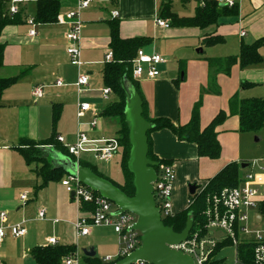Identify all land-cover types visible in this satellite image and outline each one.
<instances>
[{
	"label": "crops",
	"instance_id": "obj_1",
	"mask_svg": "<svg viewBox=\"0 0 264 264\" xmlns=\"http://www.w3.org/2000/svg\"><path fill=\"white\" fill-rule=\"evenodd\" d=\"M0 1L3 3V12L8 16L11 0ZM37 1L20 0L17 4L19 8L17 24L4 27L0 33V46L4 47L0 78L9 79L24 73L3 92L0 100V213L6 214L5 222L0 225L3 227L20 225L26 231L22 238H14L8 231L6 232L0 247V264H37L31 257L34 248L73 246L61 245L59 225L73 227L77 220L87 218L90 213L89 210L82 211L81 205L66 193L61 186L65 179L49 182L44 188L38 189L42 183L37 174L40 164H34V167L33 164L27 165L16 148H26L28 141L40 145L49 138L52 133L53 104L61 105V115L55 133L57 138L63 139V145L73 144L79 132L84 133L90 140L117 138L120 126L116 129L110 123L111 118H104L101 115L109 104L99 105V101H102L101 90L106 88L102 80V70L107 63L105 57L111 53L108 22L119 23V36L122 39L149 38L150 44L140 50L147 55L157 54L165 60L158 66L159 76L154 79H140L138 89L150 118L168 119L176 126H183L189 122L191 110L199 100L201 90L208 88V60L236 56L241 43L251 44L260 39L264 40V0H235L238 13L236 18L220 19L217 24L205 29L171 27L167 18L161 20L169 27L161 28L156 25V21L160 20V9L165 4L171 5L173 15L179 18H192L196 9L203 7L205 2L210 0H194L192 11L188 15L174 12L173 0L162 2L92 0L90 7L82 13L80 50L83 66L80 70L76 69L77 78L79 73L86 74L89 85L82 92L85 99L78 96L76 102L63 90L65 84L69 85L64 78V71L70 65L66 55L67 42L64 38L68 26L60 20L66 13L75 9L77 0H56L59 3V10L55 22L37 24L33 28L35 35L29 36L32 27L26 21L34 19ZM184 1L190 4V0ZM112 12L118 13L116 19L111 18ZM241 33L245 35L241 37ZM205 36H220L224 43L205 47L202 44ZM259 51L262 58L260 64L245 69L235 65L229 75H216L217 92L202 96L199 111L202 128L206 127L220 111L228 112L229 100L235 95L241 99H264V45ZM57 80L62 81L61 87L56 86ZM97 80H101L102 88H95L94 83ZM242 83L251 86L243 89ZM37 86L43 91L41 99H35L31 95ZM111 96H114L113 93ZM79 101L91 104L92 111L78 120L76 109ZM93 120H96V125L90 128L89 124ZM238 130L237 117H229L218 127L221 153L216 160L198 158L193 144L178 141L167 130L150 134L152 153L158 159L169 162L174 172L175 179L170 199L173 215L187 209L188 186L196 184L204 187L208 180L229 164H246V168H241V176L251 171L259 172V167L264 170V156L253 160L257 161V164L252 167L250 166L253 162L247 163L248 151L244 145L247 139L243 138V135L249 133L242 134ZM66 139L69 142L66 143ZM118 153L120 163L121 151ZM115 156L108 163H99L106 165L105 169L112 172L114 165L111 164ZM91 157L89 159H92ZM83 158L82 155L79 162L87 163ZM49 161L53 164L52 160ZM95 164L93 167L98 172L97 165L100 164ZM101 175L112 181L110 175L103 173ZM64 176L67 177L66 174ZM115 184L120 185L116 182ZM260 189L261 195L264 193V187ZM22 196H26L25 202L21 200ZM40 209L46 210L44 220L37 218ZM255 214L259 215L257 212ZM95 229H98L101 235L97 232L94 234L92 231ZM49 238H55L57 244L48 245ZM77 239L87 240L86 244L99 243L103 256L111 258L117 256V238L109 228H93L87 237ZM75 248L78 253L76 246ZM94 250L97 252L96 247ZM79 255L80 264H85L83 254ZM94 257L96 258V253Z\"/></svg>",
	"mask_w": 264,
	"mask_h": 264
},
{
	"label": "trees",
	"instance_id": "obj_2",
	"mask_svg": "<svg viewBox=\"0 0 264 264\" xmlns=\"http://www.w3.org/2000/svg\"><path fill=\"white\" fill-rule=\"evenodd\" d=\"M59 10V3L56 0H38L36 4V12L34 21L36 24H53ZM238 15L236 7L228 9L220 7L212 1H206L203 7H198L192 18H179L171 13V5L165 4L160 9L159 18H167L170 20V26L175 28H199L205 29L211 25L217 24L220 19L236 18ZM18 16L10 18L3 12V3L0 1V33L4 27L8 25H16ZM110 29L109 50L112 53L110 62L104 64L102 70V80L106 87L112 90L116 100L109 104L101 112L104 118H117L119 120L120 129L117 133V139L121 148V172L123 183L117 185L111 180L96 171V168L86 162H79V166L88 168L92 173L111 182L125 196H134L133 176L127 169L130 146L128 142V131L124 121V110L128 94L124 87V78L127 79L135 88L140 99L142 100V117L153 126L147 133L148 138V159L157 163L155 167L157 176L161 174V170L165 166H169V162L158 159L151 151L150 134L161 130L171 132L178 141L193 144L196 147L198 158H206L216 160L221 153V147L218 141L217 129L229 117H237L239 122V132L257 133L264 128V99H241L237 95L233 96L228 103V112L220 111L211 122L204 128L201 127L199 111L202 103V96L206 93L217 92L216 75H229L233 66L238 65L241 69L261 63L260 48L264 45V40L260 39L251 44L241 43L239 53L236 56H230L225 59L208 60V88L201 90L199 100L194 104L189 122L186 125H174L171 121L164 118H150L147 115L145 101L142 98L138 81L132 78V61L138 50L150 44L149 38H132L122 39L119 36V23L117 21L108 22ZM224 43V39L220 36H205L202 44L205 47H211ZM3 46H0V69L3 65ZM24 73L18 76L2 79L0 78V100L3 92L14 84ZM250 84L242 83L241 88L250 87ZM61 115V105L53 104L51 107V127L52 133L42 142V144H34L28 141L27 148H16L21 154L27 165L40 164L37 174L41 178L42 183L38 189L44 188L49 182L61 181L65 175L62 169L55 167L46 157L34 154V151H45L74 159L68 154L66 148L58 143L55 129ZM34 150V151H33ZM241 181V165L232 163L223 168L212 179L206 182V185L200 192L188 197V207L186 210L175 214L171 217L163 218L162 222L165 227L172 228L175 233L184 230L188 218L191 214L193 220V229L201 228L204 223L203 212L206 206V199L212 194L218 193L223 189L235 188ZM197 190H201V186L197 185ZM81 210H93L88 204H81ZM257 213L264 219V200L259 204ZM252 244L239 245L237 248V258L240 264H254ZM76 253L75 246H58V247H36L31 251V257L37 264H62L63 258ZM85 264H102L98 259L83 257Z\"/></svg>",
	"mask_w": 264,
	"mask_h": 264
},
{
	"label": "built area",
	"instance_id": "obj_3",
	"mask_svg": "<svg viewBox=\"0 0 264 264\" xmlns=\"http://www.w3.org/2000/svg\"><path fill=\"white\" fill-rule=\"evenodd\" d=\"M164 0H158L162 2ZM218 6L233 8L236 6L235 0H210ZM20 0H11L8 8V16L10 18L19 14L17 4ZM92 3V0H77V5L73 11L66 13L61 23L68 26L65 33L67 42L66 55L71 66L80 70L83 66L81 62L80 41L83 28L82 13L86 11ZM117 12H112L111 18L116 19ZM26 23L32 27L29 36H34V27L37 25L34 19H28ZM156 25L161 28H168L169 25L163 20H157ZM245 34L241 33V37ZM109 62L112 54L109 53L105 57ZM165 60L157 55H147L142 50H138L132 61V78L139 81L142 78L154 79L159 76L158 66L163 64ZM56 86L63 85L61 80L56 81ZM89 78L84 73H79L76 88L78 96L88 88ZM35 99H41L43 91L40 86L35 87L31 93ZM112 90L109 87L101 90L100 98L102 101H109ZM92 111L89 103L79 101L76 109V118L79 120L86 113ZM96 120L91 121L90 128H94ZM58 143L63 145V139L58 137ZM68 154L78 164L82 155L88 154L100 163H108L121 150L117 138L109 140H90L88 137L79 132L76 135L75 142L70 145H63ZM257 164L254 161L250 167ZM175 176L170 166H165L161 170V174L157 176L156 182L153 184V197L157 209L159 210L161 219L173 216L171 210V193L172 184ZM61 186L66 193L79 205L88 204L93 207L87 218H80L74 224V230L77 238L87 237L93 228H109L117 238L118 253L115 258L106 257L102 260L104 264H114L124 259L134 252L140 246L141 237L139 232L132 228L136 223V216L131 213H122L116 215L117 208L107 200L100 197L99 194L92 192L88 188L80 184L77 178L67 176L61 182ZM264 187V170L259 167V172H248L241 176L239 185L231 189H223L222 191L212 194L206 199V206L203 212L204 223L201 228L192 229L187 239L178 245L169 246L170 249L181 252L188 256L193 264H225V258L220 256L223 249L232 247L235 250L233 264H240L237 258V248L239 245L252 244L253 262L254 264H264V220L256 219L257 209L263 201L260 196L259 189ZM204 187H201V192ZM21 200L25 202L26 196H22ZM45 209L37 212L38 220H44ZM6 220V214L0 213V224ZM56 222V221H55ZM14 238H22L26 231L20 225H12L3 227L0 225V247L6 236V232ZM215 232L222 233L221 236ZM47 244L55 246L57 241L55 238L47 239ZM80 255L71 254L62 260V264H80ZM135 264H148L145 262H137Z\"/></svg>",
	"mask_w": 264,
	"mask_h": 264
},
{
	"label": "water",
	"instance_id": "obj_4",
	"mask_svg": "<svg viewBox=\"0 0 264 264\" xmlns=\"http://www.w3.org/2000/svg\"><path fill=\"white\" fill-rule=\"evenodd\" d=\"M123 82L128 94L124 110V121L130 146L127 169L133 176L134 196H125L111 182L95 175L88 168L80 167L70 158L60 156L50 150L53 164L62 169L67 176L77 178L84 187L112 203L117 208L116 215L131 213L136 216L137 220L132 229L140 234V246L129 256L114 264H135L137 262L193 264L188 256L169 248L187 239L193 226V220L191 214H188L185 228L180 233H175L172 228L164 226L153 197V184L157 180L154 168L158 164L148 159L147 133L153 129V126L142 117V100L133 85L125 78ZM246 167V164L241 165L242 169ZM197 188L196 184L188 186V194L194 195ZM256 217L257 220L260 219L259 215ZM82 254L87 258L95 256L93 249L83 250Z\"/></svg>",
	"mask_w": 264,
	"mask_h": 264
},
{
	"label": "rangeland",
	"instance_id": "obj_5",
	"mask_svg": "<svg viewBox=\"0 0 264 264\" xmlns=\"http://www.w3.org/2000/svg\"><path fill=\"white\" fill-rule=\"evenodd\" d=\"M190 4H187L188 2H185L184 0H173V11L182 15H188V13H190V11H192L193 8V3L194 0H190L189 1ZM110 8H112V6L110 5ZM70 65V63H69ZM64 78L65 80L68 81V84H65L63 87L64 93L66 95H68V97H72L76 100H78V93H77V88H76V80H77V70L75 67L73 66H69L68 68L65 69L64 71ZM98 78V76L96 77ZM95 78V79H96ZM101 81V80H100ZM99 80H97V82L94 83L95 88H102L103 85H101ZM210 93V92H209ZM84 93L80 94L79 97L82 99H85L83 96ZM116 100L115 96H111L108 102H104V101H99V105L103 106V105H107L110 104L112 102H114ZM110 123L113 124L116 129L117 127L119 128V120L117 118H111L110 119ZM113 130V129H112ZM243 138L247 139V142L244 144L248 153H246L247 155V163H251L253 162V160L255 159H260L261 157L264 156V128L261 129L260 131H258L257 133H249L248 135H243ZM47 137V136H46ZM69 142V140L66 139V143ZM27 149H30L31 147L27 145L26 147ZM34 151V150H33ZM34 154H39L41 156L46 157L48 160H52V156L51 154L48 155L45 153V151H34ZM83 159L85 161H87V163H89L92 166H95L97 164H100L99 162L92 160L93 157H91L90 155H83ZM89 157H91L92 159H89ZM120 159V153H118L114 160H113V164L114 167L111 169L112 172H108L105 169L104 164H100L97 165V170L98 172L101 174H107L110 175V179H112V181H114V183H122L123 181V176H122V172H121V168H120V163L118 162V160ZM39 165V164H36ZM35 165L33 164V167ZM102 166V167H101ZM248 170V169H246ZM67 177L64 176L63 179H66ZM121 185V184H120ZM261 191V189H260ZM69 198V195H67ZM261 199H264V193L259 196ZM74 205V204H73ZM58 230L61 232V245H65V244H69V245H73L76 246L78 249V253L77 254H82L83 250H90L93 249L94 253H96V258L99 259L100 262H102V260L106 257L103 256V251L100 249L101 245L99 243H95V242H90V244H86L87 240H83V239H77L76 238V234L75 231L73 229V227L68 226V225H59ZM101 231V230H100ZM94 234L97 232L98 235H101V233L98 231V229H95L92 231ZM215 234H218V236H221L222 233L220 232H215ZM94 247H96L97 252L94 250ZM234 255H235V250L232 247H227L225 249L222 250V252L220 253L221 257L225 258V264H233L234 262Z\"/></svg>",
	"mask_w": 264,
	"mask_h": 264
}]
</instances>
